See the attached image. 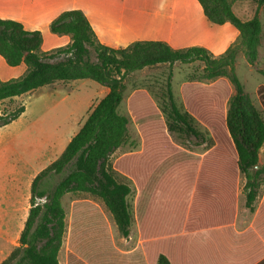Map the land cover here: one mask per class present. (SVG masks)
I'll return each instance as SVG.
<instances>
[{"label":"crops","instance_id":"crops-1","mask_svg":"<svg viewBox=\"0 0 264 264\" xmlns=\"http://www.w3.org/2000/svg\"><path fill=\"white\" fill-rule=\"evenodd\" d=\"M72 10L85 14L101 45L116 50L137 42H161L174 50L204 48L218 58L240 37L239 31L230 23L221 26L211 23L197 0H0V19L14 20L28 31L41 32L44 53L71 44L70 36L55 35L50 27L62 13ZM165 65L172 66L159 64L131 75ZM25 71V65L10 67L0 56L2 81L17 79ZM203 75L204 72L201 80L209 84L201 85L196 80L185 82L182 87L178 84L183 105L181 109L177 106L209 130L213 147L200 154L184 150L172 141L168 129L161 125L162 136L152 137L149 130L153 122L140 120L144 108L137 113L135 110L133 119L142 144L138 151L131 153L130 179L134 197L130 234L123 237L114 218L112 222L107 217L88 213L78 212L77 215L72 211L76 202L69 207V213L64 203L65 195L62 199L66 212L65 232L58 253L59 264H157L161 255L169 264H260L264 260V173L258 179L257 198L252 208H248L244 191L246 175L234 168V156L232 168L221 166L220 156L215 152L218 141L213 127L197 115L219 111L221 90L227 93L223 99L226 113L230 98L236 94L235 87L226 78L209 80ZM261 86L256 92L261 109L251 100L264 119L258 92ZM243 88L246 93L244 85ZM104 91L106 96L109 89ZM24 96L0 103V114L16 110L19 103L24 106ZM132 96H140L142 103H147L143 100L146 98L148 105L161 112L147 90H135ZM92 104L93 100L91 108ZM24 107L19 122L16 120L11 124L20 123L27 116L29 108ZM161 119L163 121L162 116ZM10 125L0 128V132ZM34 127L37 129V124L26 125L29 129ZM80 129L71 138L67 129L62 135L59 128L47 134L41 130L31 137L30 157L37 167L30 181L27 176L29 149L22 132L0 137V161L6 160L7 190L10 188L9 193L0 198V264L21 247V236L29 216L26 186L32 187L33 180L63 154ZM166 148L168 154L178 158L179 168L173 171V177L178 180L173 185L164 184L162 190L154 184V179L166 175L155 167L161 163ZM258 167L256 170L264 168V144L259 152Z\"/></svg>","mask_w":264,"mask_h":264},{"label":"trees","instance_id":"trees-1","mask_svg":"<svg viewBox=\"0 0 264 264\" xmlns=\"http://www.w3.org/2000/svg\"><path fill=\"white\" fill-rule=\"evenodd\" d=\"M197 1L211 23L219 26L230 23L239 31L240 46L230 47L218 58L204 48L174 50L161 42H137L126 49L116 50L101 45L85 14L72 10L62 13L50 27L55 35L70 36L71 44L43 53L41 32L28 31L22 23L14 20L0 19V56L10 67L26 66L25 73L19 78L8 81L0 79V103L57 82L91 80L109 89L63 154L33 180L29 216L21 236V247L3 264H59L58 253L66 218L62 199L69 193H87L101 199L121 235L125 238L129 236L132 223L129 197L132 189L117 180L115 169L110 164L111 156L127 142L129 121L118 110L123 101L127 76L159 64L200 61L205 64V79L226 78L235 87L236 94L230 98L226 113L223 99L227 93L221 90L219 111L197 115L213 127L218 141L215 152L220 156L221 166L232 168L233 156L236 157L234 168L246 175L244 191L247 207L252 208L258 194L259 176L264 173V168L256 170L259 152L264 144V119L250 96L244 92L235 72V62L238 50H242L248 63L256 66L262 24L258 15L247 21L236 15L234 5L241 0ZM254 1L258 6L264 5V0ZM258 72L264 76V70L259 69ZM171 78L172 74L168 77L163 107V112L168 116L167 129L199 139L201 132L193 126V117L181 112L177 106ZM258 92L264 107V86ZM24 112V106L1 112L0 128L10 125ZM159 116L152 105L142 110L140 120L153 122L149 130L152 137L156 135L153 127L159 124ZM157 136L161 137L162 133L158 131ZM50 176H62L52 189L47 187ZM157 179H154L155 185L158 184ZM177 180L170 178L167 182L163 177L159 182L174 184ZM44 198L45 203H37V199ZM157 264H169V261L161 255ZM260 264H264V260Z\"/></svg>","mask_w":264,"mask_h":264},{"label":"rangeland","instance_id":"rangeland-1","mask_svg":"<svg viewBox=\"0 0 264 264\" xmlns=\"http://www.w3.org/2000/svg\"><path fill=\"white\" fill-rule=\"evenodd\" d=\"M234 12L243 21L252 19L254 16L258 15L262 24V37L261 44L259 47V59L256 66H251L242 50H238L236 62H235V72L238 78L241 80L245 87L246 93H248L253 100L256 107L261 109L259 104V99L257 98V89L259 86L264 85V76L258 71L264 70V5L258 6L254 0H241L235 3ZM241 44V38L239 37L237 42H235L231 47H238ZM44 53V52H43ZM205 64L197 61L192 64H181L176 63L172 66L165 65L160 67L148 68L142 72L135 73L133 75L127 76L124 81L125 91L123 93V102L119 107V113L125 116L128 123V133L127 142L122 145L119 150H117L110 158L111 166L117 171L115 172V177L121 183L128 184L132 187L131 177V153L138 151L142 144V138L139 135L137 125L133 119L134 111L147 108L149 105L148 100L143 98L147 103H142V98L140 96L133 98V92L138 89L147 90L153 101L156 103L157 107L161 111L159 114V124L163 129L167 128L166 122H168V116L163 112V107L166 103L165 94L166 86L168 82V77L173 74L172 82L174 88L175 100L181 109L183 105V100L181 101L179 95V87L182 84L191 80H196L200 82L201 85L209 84L210 82L202 81L201 75L204 72ZM99 87V88H98ZM96 88L97 94H96ZM107 87L97 84L91 80H77L71 82H57L53 85H47L40 89L35 90L24 96L23 105L29 108V113L26 117L22 118V122L11 124L10 126L4 128L0 132V137H8L12 132L21 131L23 138H26V143L28 144V181H30V176L33 175V170L36 169L37 164L30 157V145L31 137L36 136V132L43 131L44 134L56 132L60 129L61 134L64 135L66 129L68 131V137H72L80 127H82L87 120L89 114L91 113L95 103L102 99L106 92L104 91ZM254 95V96H253ZM93 100L92 108L91 102ZM22 106V103L16 107ZM142 106V107H141ZM163 118V121L161 119ZM16 122H19L17 119ZM37 124V129L34 127L32 129L26 128V125L34 126ZM156 125L153 127L156 132L155 137L160 138L158 131H160V126ZM193 126L201 132V138L196 139L185 134L178 132L168 131L169 136L172 141L180 148L187 150L192 153H203L211 149L214 145L211 133L208 129L201 126L198 122H193ZM3 128V127H2ZM71 128V130H70ZM54 129V130H53ZM162 145H164L162 143ZM164 150V155L161 158V163L156 166L158 170H163L165 172L167 182L170 178H174L173 171H176L179 167V161L175 154H168L167 148ZM13 160V158H11ZM153 163V162H152ZM147 164V162H146ZM5 165L6 160L0 161V198L6 196L9 192L7 185H9L6 175H5ZM170 171L171 176L170 177ZM163 176H161L162 179ZM62 176H50L48 178V188L52 189L60 180ZM160 177H158V186L163 190L164 182H159ZM29 183V182H28ZM166 184V183H165ZM173 185V183H171ZM24 194V192H23ZM22 194V200L23 195ZM26 194L29 196L28 208L30 209V185L26 186ZM133 193L129 197V204L133 205ZM73 205L74 212H82L83 214H91L97 217H107L113 222V217L107 210L105 204L101 199L96 196H92L87 193H69L64 197V203L67 210L70 213L71 204ZM78 202V203H77Z\"/></svg>","mask_w":264,"mask_h":264},{"label":"built area","instance_id":"built-area-1","mask_svg":"<svg viewBox=\"0 0 264 264\" xmlns=\"http://www.w3.org/2000/svg\"><path fill=\"white\" fill-rule=\"evenodd\" d=\"M45 202H46V199L45 198L44 199H37V203L38 204H43Z\"/></svg>","mask_w":264,"mask_h":264},{"label":"water","instance_id":"water-1","mask_svg":"<svg viewBox=\"0 0 264 264\" xmlns=\"http://www.w3.org/2000/svg\"><path fill=\"white\" fill-rule=\"evenodd\" d=\"M256 168H259L258 166Z\"/></svg>","mask_w":264,"mask_h":264}]
</instances>
